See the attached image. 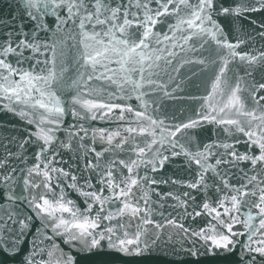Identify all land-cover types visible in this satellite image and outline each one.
Segmentation results:
<instances>
[{"label":"snow or ice","instance_id":"obj_1","mask_svg":"<svg viewBox=\"0 0 264 264\" xmlns=\"http://www.w3.org/2000/svg\"><path fill=\"white\" fill-rule=\"evenodd\" d=\"M22 5L20 16L0 19V106L35 125L18 148L36 145L37 151L26 168L11 165L20 153L8 146L0 158V251L14 258L27 243L20 264H77L80 256L105 250L140 256L150 247L147 226L160 230L168 225L188 238L190 246L181 245L180 251L194 260L239 251L240 264H264V95L257 96L264 83L253 85L256 107L251 109L240 84L264 66V51H238L246 41L232 42L221 23V18L235 21L264 12V0H238L227 7L221 0H22ZM25 18L31 23L28 30ZM206 45L214 46L215 60L181 63L219 66L204 98L206 114L172 130L151 114L148 97L170 95L160 74H167L177 49L196 54ZM232 63L242 65L245 73L226 91ZM133 97L139 110L127 103ZM66 116L76 123L64 128ZM96 120L117 127L88 124ZM204 124L218 126L224 138L217 132V139L197 144L196 151L178 144V133L195 132ZM62 130L63 141L57 135ZM138 138L144 139L143 146ZM238 145H245V151ZM61 149L83 151L81 175L56 166ZM169 149L170 155H164ZM125 151L128 159H119L117 153ZM106 155L113 158L101 163ZM180 155L195 175L171 183L203 194L204 200L197 204L190 191L163 194L177 202L183 215L161 224L152 219L151 185L169 181H157L148 171ZM66 189L83 198V209ZM201 216L207 221L198 231L180 222ZM36 221L40 226L33 231ZM237 225L242 230H234ZM57 240L77 255L65 252Z\"/></svg>","mask_w":264,"mask_h":264},{"label":"water","instance_id":"obj_2","mask_svg":"<svg viewBox=\"0 0 264 264\" xmlns=\"http://www.w3.org/2000/svg\"><path fill=\"white\" fill-rule=\"evenodd\" d=\"M221 2L227 7L235 6L238 0H221ZM22 6V0H0V19L20 16ZM48 23L52 25L54 22L49 20ZM221 23L224 25L225 31L229 33V39L232 42L236 40L246 41L245 44L241 45L238 51L251 52L252 54H256L257 51H264V37L259 35V33L264 32V28L261 27V25H264V12L246 14L245 17L235 21L231 18H221ZM25 24L26 30L31 28V23L28 22L26 18ZM237 28L238 30H236ZM205 48L206 50H199L198 48L196 54L189 53L187 55L179 52L177 49V58L173 60L172 66L167 69V74L163 72L160 74L162 82L168 85L167 92L170 93V95H165L163 92H156L148 97L151 114L155 119L163 120L165 125L172 128V130L179 124L199 119L200 115L206 114V108L202 106L204 105V98L211 91V85L218 72V64H212L210 62L207 63L206 66L199 64H183L181 67V63L185 59L205 58L208 61L215 60L214 46L209 47L206 45ZM176 68H179V71H175L174 69ZM252 72L253 74L251 77L240 80L242 88L246 89V91L242 93V97L245 99L249 109L256 107L252 99V92L255 91L253 85L258 87L259 84L264 83V66H257ZM244 73L245 68L239 63L230 64L226 77V91L234 87L237 77L244 76ZM93 86L97 88L101 87L99 82H94ZM109 91H114V89L110 88ZM259 95H264V90H260V92L257 93V96ZM217 99H219V97H217ZM153 101L154 103H152ZM115 102L125 103L123 100H116ZM127 103H131L133 107L139 110V102L134 97L130 101H127ZM261 104H264V101H261ZM75 123V120L71 116H66L63 127L66 128L69 124ZM88 124H91V127L94 128L104 127L114 129L117 127L116 123L100 120L89 121ZM88 124H85V127H87ZM35 130L34 124H28L18 115L0 106V158L6 156L5 146H8L13 153H20L19 159H10V163L13 167L26 168L31 166L34 162V154L37 151V146L25 145V150H20L18 148V143L22 142L29 136L30 132H34ZM217 132H219L220 139H223L224 133L220 132L218 126L204 124L195 132L189 130L185 133H178L176 140L178 144L184 145L191 151H196L197 144L202 147L203 144L217 139ZM57 135L60 140H66L63 130L58 132ZM193 135L196 136L195 142L191 140ZM138 142L143 146L145 141L143 138H138ZM73 147L75 149L76 145ZM237 147L239 151L243 152L246 146L238 145ZM96 148L97 151H99L101 145L97 144ZM170 151V149L169 151H165L164 155H170ZM176 151H180L179 147ZM117 156L119 159H128L127 151L117 153ZM91 158L92 157L89 156V159ZM112 158V156L106 155L101 163ZM85 163L86 161L82 150L77 152L75 150L61 149L56 166L66 170L70 169L79 176L83 173ZM123 171L126 175V170ZM140 174L144 175L143 170H141ZM148 175L155 178L157 181H169L168 183L161 182L151 185L153 189L151 194V199L153 201L152 207L155 210L152 219L161 224H164L165 218L183 215L182 209L175 207L177 202L170 197L163 196V194L172 192L182 195L183 192L190 191L192 195L196 196L197 204H201L204 200L203 194L195 190H190L181 184L171 183L172 180L189 181L195 175L194 167L192 169L188 167L186 158L183 155L170 157L158 171L152 172L149 169ZM233 183H235V181H233ZM66 192L68 198L75 200L82 209L85 207L83 198L79 197L76 192L71 189H66ZM189 211H191V208ZM28 214L31 215L32 213L28 212ZM241 218L243 219V217ZM206 221L207 217L201 216L196 218L194 222L190 219H184L180 222L184 223L185 226L191 230L198 231L201 227L205 226ZM39 226V222L36 221L33 224V231ZM147 227L149 233L148 243L150 247L147 252L142 255L125 257L115 252L105 250L88 257L80 256L77 264H94L96 261H108L112 262V264H177L181 259H183V264H240L238 259L239 251L231 255H202L198 260H194L192 257L180 251L181 245L184 247H189L190 245L187 242L188 238L184 237L177 228L168 225H165L160 230L155 229L154 226L151 225ZM234 230H242V226L237 225ZM49 234H51L50 230ZM156 237H158V239H156V243L153 244L152 239ZM57 242L60 243L61 248H63L65 252H71L73 256L77 255L75 251L63 244L62 241L57 240ZM197 244L199 245V241H197ZM102 245L105 249L107 248L106 241L102 242ZM28 248L29 245L25 243L22 253L14 258L8 256L4 251H0V264H20ZM201 251L203 252V249H201Z\"/></svg>","mask_w":264,"mask_h":264}]
</instances>
